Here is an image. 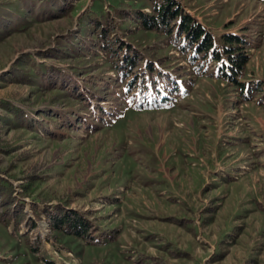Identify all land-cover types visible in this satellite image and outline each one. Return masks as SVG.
I'll use <instances>...</instances> for the list:
<instances>
[{"label": "rangeland", "instance_id": "rangeland-1", "mask_svg": "<svg viewBox=\"0 0 264 264\" xmlns=\"http://www.w3.org/2000/svg\"><path fill=\"white\" fill-rule=\"evenodd\" d=\"M177 1L218 44L244 40L243 94L142 29L148 0H0V177L34 224L0 221V264H264V0ZM102 26L139 53L137 80L147 61L162 93L155 71L177 82L170 102L133 107ZM44 205L100 241L52 228Z\"/></svg>", "mask_w": 264, "mask_h": 264}, {"label": "trees", "instance_id": "trees-1", "mask_svg": "<svg viewBox=\"0 0 264 264\" xmlns=\"http://www.w3.org/2000/svg\"><path fill=\"white\" fill-rule=\"evenodd\" d=\"M148 1L151 13L135 11V18L142 29L161 31L168 35L176 43L178 50L186 54L194 73L203 72L204 64L212 61L214 62L212 72L214 77L235 85L240 95L248 90L246 84L237 80L247 59L244 40L240 36L223 32L219 35L220 44H218L214 36L186 13L177 0ZM62 5H67V3ZM105 31V26L99 27L98 46L113 58L112 66L117 74L122 78L129 77L124 84V90L126 93L133 94L131 91L135 89L136 97L132 103L133 107L159 106L170 102L172 93L178 89L177 82L170 79L167 74L159 70L155 71L160 79L166 81L162 93L152 76L153 64L147 61L143 62V69L148 74L147 78L137 80V74L132 73V69L141 61L139 53L116 36L105 42ZM130 98H133V95ZM43 212L52 228L79 236L87 243L100 241V237L94 235L96 229L83 213L57 205H44ZM9 219H13L15 226L25 219L29 227L34 225L30 224V218H26L23 204L13 194L10 181L0 177V221L6 223ZM31 250H37L35 245H31Z\"/></svg>", "mask_w": 264, "mask_h": 264}]
</instances>
